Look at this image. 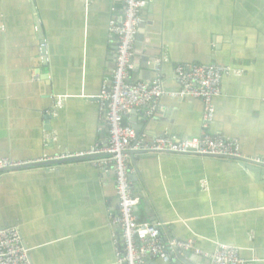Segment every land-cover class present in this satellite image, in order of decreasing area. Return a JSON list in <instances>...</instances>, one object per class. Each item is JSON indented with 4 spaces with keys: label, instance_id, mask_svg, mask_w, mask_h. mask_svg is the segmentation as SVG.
I'll return each mask as SVG.
<instances>
[{
    "label": "crops",
    "instance_id": "obj_1",
    "mask_svg": "<svg viewBox=\"0 0 264 264\" xmlns=\"http://www.w3.org/2000/svg\"><path fill=\"white\" fill-rule=\"evenodd\" d=\"M144 1L129 82L159 80L177 94V65L228 66L234 72L222 78L210 131L237 140L244 156L264 159V0ZM123 10V0H0V157L27 161L106 145L94 98L114 69L107 26ZM155 108H134L124 123L147 140L199 133L200 101L163 96ZM251 166L130 156L132 186L141 177L150 201L144 207L136 197L138 220L158 225L164 238L192 239L205 252L234 246L247 264H264V168ZM116 210L112 174L87 160L0 172V228L18 229L32 264H115L109 222ZM179 255L186 264H208ZM151 261L185 264L177 255L144 264Z\"/></svg>",
    "mask_w": 264,
    "mask_h": 264
},
{
    "label": "built area",
    "instance_id": "obj_2",
    "mask_svg": "<svg viewBox=\"0 0 264 264\" xmlns=\"http://www.w3.org/2000/svg\"><path fill=\"white\" fill-rule=\"evenodd\" d=\"M123 4L120 20H112L107 26L110 36L116 41L111 81H103L95 97L107 128L106 145L96 144L86 151L75 153L43 154L27 161L0 157V172L48 162L87 160L100 174L111 173L117 198L116 214L109 222L115 264H144L147 260L168 263L173 256L181 253L200 256L208 264H247L237 247L217 244L211 252H205L196 247L192 239L164 238L158 225L138 220L134 208L139 201L133 196L128 180L130 152L230 159L262 168L264 159L244 156L237 140L210 131L215 114L214 100L221 93L222 78L234 72L228 66L177 65L174 68V80L180 88L177 94L165 92L159 80L151 84L129 82L133 70L134 40L145 1L123 0ZM40 48L43 50L45 44L41 43ZM163 96L191 98L202 103L201 127L196 136L176 138L165 134L147 140L137 134L132 125L124 123V117L134 108L150 105V111H154L155 104ZM0 264H32L29 249L15 227L0 228Z\"/></svg>",
    "mask_w": 264,
    "mask_h": 264
},
{
    "label": "water",
    "instance_id": "obj_3",
    "mask_svg": "<svg viewBox=\"0 0 264 264\" xmlns=\"http://www.w3.org/2000/svg\"><path fill=\"white\" fill-rule=\"evenodd\" d=\"M143 27H144V25H142V24H139L138 27H137V32H136L135 40H134L133 59L136 58L135 56H137L138 55V52H139L140 41H139V34H138V32H141L139 30H141ZM150 68H153L155 70L156 69V66H154V64H153V66H150ZM107 81H108V83H110L111 76H110L109 80H107ZM94 100H95V98H94ZM145 108L147 110H149L150 109V105H146ZM132 114H133V116H136V112L135 111H133ZM139 116L142 117L143 119L146 118V116L143 113H141ZM134 129H135L136 133L139 134V131H140L141 128L140 127L139 128H136V126H135ZM106 143H107V140H106ZM138 154H146V153L145 152H130L129 153L130 156H137ZM70 162H72V161L48 162V163H44V164H41V165H44V166L61 165V164H67V163H70ZM38 165H40V164H38ZM246 166L249 167L248 165H246ZM136 172H137V170H136ZM140 178H139V183H136L135 186H132V193H135L133 195L134 197H139L140 199H143V201H142L143 202V205H144V207H147L148 206V203L150 204V201H149L148 198L146 199L145 197H143V194L141 193L142 192L141 188L143 187L145 189V187H144L143 181H141ZM128 180H129V182L132 185V183L136 181L135 175H130L129 174L128 175ZM134 210L137 211V206L134 208ZM147 219H149V221H155L154 218H151V219L150 218H147ZM185 254H187V253H185ZM185 256L186 255H177V258H178V260H180L181 262H183V263L186 264L187 262H185ZM146 263H148V260H147ZM150 264H155V263H154V261H151Z\"/></svg>",
    "mask_w": 264,
    "mask_h": 264
}]
</instances>
